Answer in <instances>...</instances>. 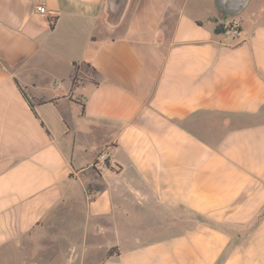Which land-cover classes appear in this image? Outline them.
<instances>
[{"label":"crops","instance_id":"1","mask_svg":"<svg viewBox=\"0 0 264 264\" xmlns=\"http://www.w3.org/2000/svg\"><path fill=\"white\" fill-rule=\"evenodd\" d=\"M110 7L0 0V264H264V0Z\"/></svg>","mask_w":264,"mask_h":264},{"label":"trees","instance_id":"2","mask_svg":"<svg viewBox=\"0 0 264 264\" xmlns=\"http://www.w3.org/2000/svg\"><path fill=\"white\" fill-rule=\"evenodd\" d=\"M222 13L223 16L227 17V15L220 11ZM226 26L222 23V22H219V23H216L215 26H214V32L215 33H223L226 31ZM89 73H91V75H89ZM96 73L95 69L89 64V63H86V62H77V61H74L72 63V73H71V82H72V85H76L77 83L79 82H83V81H86V80H92L93 81V75ZM19 87V90L20 92L22 93V95L24 96V98L26 99V101L28 102V104L30 105L31 108H33V102L31 101V97H29V95L26 93V91L21 88L20 86ZM38 103H43V102H46V100H43V99H39L37 100ZM112 251L111 249L108 251V254H111Z\"/></svg>","mask_w":264,"mask_h":264},{"label":"water","instance_id":"3","mask_svg":"<svg viewBox=\"0 0 264 264\" xmlns=\"http://www.w3.org/2000/svg\"><path fill=\"white\" fill-rule=\"evenodd\" d=\"M125 0H109L110 10L113 13L121 9ZM249 0H214L215 6L226 15L235 16L240 14ZM119 16V15H118Z\"/></svg>","mask_w":264,"mask_h":264},{"label":"built area","instance_id":"4","mask_svg":"<svg viewBox=\"0 0 264 264\" xmlns=\"http://www.w3.org/2000/svg\"><path fill=\"white\" fill-rule=\"evenodd\" d=\"M38 11L40 13H44L45 12V7L44 6H40ZM228 32L232 35V36H238L241 29H240V25L237 22H231L227 28ZM109 161L108 159V154L106 151H101L97 154L95 161L93 163L94 168L97 171H101L102 169H104L106 167V163Z\"/></svg>","mask_w":264,"mask_h":264},{"label":"rangeland","instance_id":"5","mask_svg":"<svg viewBox=\"0 0 264 264\" xmlns=\"http://www.w3.org/2000/svg\"><path fill=\"white\" fill-rule=\"evenodd\" d=\"M89 75H91V73H89Z\"/></svg>","mask_w":264,"mask_h":264}]
</instances>
